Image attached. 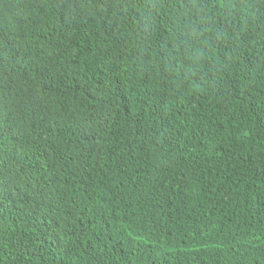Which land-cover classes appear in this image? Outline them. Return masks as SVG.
<instances>
[{"label":"trees","instance_id":"16d2710c","mask_svg":"<svg viewBox=\"0 0 264 264\" xmlns=\"http://www.w3.org/2000/svg\"><path fill=\"white\" fill-rule=\"evenodd\" d=\"M0 264H264V0H0Z\"/></svg>","mask_w":264,"mask_h":264}]
</instances>
